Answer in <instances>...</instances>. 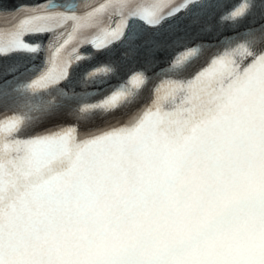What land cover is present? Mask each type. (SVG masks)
<instances>
[{"label": "snow or ice", "instance_id": "1", "mask_svg": "<svg viewBox=\"0 0 264 264\" xmlns=\"http://www.w3.org/2000/svg\"><path fill=\"white\" fill-rule=\"evenodd\" d=\"M0 15V264H264V0Z\"/></svg>", "mask_w": 264, "mask_h": 264}]
</instances>
